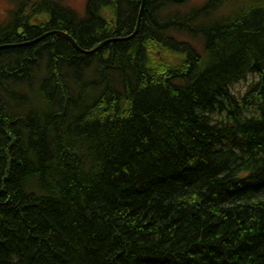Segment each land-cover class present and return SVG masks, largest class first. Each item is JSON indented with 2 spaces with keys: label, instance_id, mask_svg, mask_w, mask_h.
Instances as JSON below:
<instances>
[{
  "label": "trees",
  "instance_id": "1",
  "mask_svg": "<svg viewBox=\"0 0 264 264\" xmlns=\"http://www.w3.org/2000/svg\"><path fill=\"white\" fill-rule=\"evenodd\" d=\"M63 2L0 22V264H264V0H146L89 55L38 39L143 0Z\"/></svg>",
  "mask_w": 264,
  "mask_h": 264
},
{
  "label": "rangeland",
  "instance_id": "2",
  "mask_svg": "<svg viewBox=\"0 0 264 264\" xmlns=\"http://www.w3.org/2000/svg\"><path fill=\"white\" fill-rule=\"evenodd\" d=\"M206 0H191L190 5L199 6ZM87 0H64V5L72 8L81 16L85 15ZM14 8L13 0H0V22L6 21L9 12ZM259 79L257 75H248L245 80L233 84L231 89L238 96L244 94Z\"/></svg>",
  "mask_w": 264,
  "mask_h": 264
},
{
  "label": "water",
  "instance_id": "3",
  "mask_svg": "<svg viewBox=\"0 0 264 264\" xmlns=\"http://www.w3.org/2000/svg\"><path fill=\"white\" fill-rule=\"evenodd\" d=\"M145 1L146 0H143V2H142L141 12H140V16H139V19H138V24H137L136 31L131 36L106 40V41L100 43L98 46H96L95 48H93L91 50H84V49L80 48V46L76 43V41L70 35H68V34H66L65 32H62V31L48 32L45 35H43L41 38H39L38 41H40L42 39H45L46 37H48L50 35H61V36L66 37L68 40H70V42L74 45V47L80 53H82L84 55H89V54L96 53L99 50L103 49L106 45L111 44V43L129 41V40L133 39L137 35L138 29H139V26H140V22H141L142 12H143L144 7H145ZM3 48H5V47H3Z\"/></svg>",
  "mask_w": 264,
  "mask_h": 264
},
{
  "label": "bare ground",
  "instance_id": "4",
  "mask_svg": "<svg viewBox=\"0 0 264 264\" xmlns=\"http://www.w3.org/2000/svg\"><path fill=\"white\" fill-rule=\"evenodd\" d=\"M88 6V5H87ZM198 6V5H197ZM202 6V5H201ZM194 7V6H193ZM18 9V8H17ZM70 9V8H69ZM75 12V11H74ZM87 15V14H86ZM86 17V16H85Z\"/></svg>",
  "mask_w": 264,
  "mask_h": 264
}]
</instances>
